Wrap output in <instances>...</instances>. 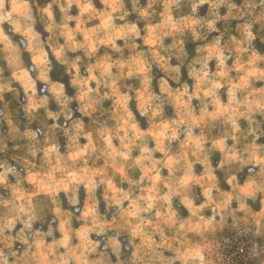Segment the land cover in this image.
Segmentation results:
<instances>
[{"label": "clouds", "instance_id": "1", "mask_svg": "<svg viewBox=\"0 0 264 264\" xmlns=\"http://www.w3.org/2000/svg\"><path fill=\"white\" fill-rule=\"evenodd\" d=\"M179 3L0 0V102L22 89L29 124L0 108V264H224L210 235L264 228V0ZM249 256L264 264V249Z\"/></svg>", "mask_w": 264, "mask_h": 264}, {"label": "rangeland", "instance_id": "2", "mask_svg": "<svg viewBox=\"0 0 264 264\" xmlns=\"http://www.w3.org/2000/svg\"><path fill=\"white\" fill-rule=\"evenodd\" d=\"M44 2H45V0H38V4L41 6L43 5ZM143 2H145V0H142V3ZM239 2H240V0H237V3H239ZM97 7L99 8V7H101V5L97 4ZM129 8H130V5H129ZM188 10L189 9H188L187 0H180L179 5L175 9V13H176V15L179 16V15L186 14L188 12ZM207 11H208V8H207V5H205L204 8L201 10V13H200L201 16L206 15ZM221 11L223 14L224 10H221ZM132 19H136V17L133 16ZM37 21H38L37 30L42 33V38L46 41L49 37V34L44 31L43 25L41 23H39V16H37ZM57 22H59V15H57ZM235 24H236V22L232 23V25H231L232 29L235 28ZM72 26L74 27V24ZM5 27L7 28L8 26H5ZM141 27H143V25H141ZM217 27H219L223 30L224 25L218 24ZM233 34L235 35L234 32H233ZM256 34H257L256 46L261 51V53H264V31H257ZM215 35H217V34L216 33L212 34V36H215ZM212 36H210L209 39H211ZM17 37H20V36H18V35L16 36V42L18 43V45L20 46V48L22 50V53H23L22 59H23L24 63L29 67V65H31L30 54H28L26 51H24L25 45H22L17 40ZM119 43L122 44V42H119ZM167 43H169V44L172 43V40L169 39L167 41ZM186 45H187V51L191 55H195L194 50L196 48V45L192 43L190 38L187 39ZM0 47H2V46H0ZM5 55H6L5 53L0 51V67H2L4 69L3 77L8 78L10 76L11 70L8 69V67H7V62L4 59ZM50 58L52 59V63H53V71L50 73L51 79L53 81H62L65 84L68 93L71 95L73 93V89L70 87V84H69L70 76L66 75L65 67L60 65L54 58H52V57H50ZM172 63H173V65H175L176 61L173 60ZM229 63H231V61ZM211 68L213 71L215 70V63L214 62L212 63ZM35 75L36 74L33 73L34 78H35ZM185 78H186V74H185ZM42 86H43L42 84H38V88L42 87ZM17 87H18V85H17ZM38 94L40 96H43L46 93L39 92ZM26 102H27L26 101V94L23 93L22 89H21L20 94L18 96L10 94V93L5 94L4 101L0 102V108H3L4 111L11 112L13 114L14 119L20 125L22 131L24 130V128L29 126L28 120L25 118V114L22 111V108L26 104ZM73 107H75V105ZM51 109L53 111L58 110L57 105L55 103H52ZM39 119L40 120L43 119V109L40 110ZM48 123L51 124L52 122L49 121ZM59 123L61 125H63V123H64L63 118H61ZM0 126L3 127V129L6 133L8 130L6 122H0ZM37 126H38V122L33 123L31 125L33 130H35V128ZM210 132H211V130H210ZM40 139L42 140L43 137H40ZM61 143H64L63 140H61ZM219 160H220V157H219V155H217L213 160V165L216 166L218 164ZM197 171H198V173L202 172V167L198 165ZM217 175L222 176L221 172H218ZM84 198L85 197L82 193V196H81L82 203L80 205L81 208L83 206ZM37 199L40 200L42 206L47 207V205H48L47 199L41 197L39 192H37ZM63 207L65 210L76 212V209L72 208L67 202L64 203ZM77 215H79V213H77ZM238 215L240 217H243L242 213L238 214ZM109 219H110V217H109ZM48 225H51L53 227V229L57 230L55 238H57V239L60 238V234L58 232L59 220L54 218V216L51 213H48L44 217V228H43L44 231H47ZM40 226H41L40 224H37L35 227L39 228ZM244 227H245V223H244L243 219H240L238 221L237 227H233V222L231 220H229L228 226H226L223 229V231H218V232H216V233H214L208 237V239L210 241L219 243V245H220L219 252L224 258V264H259L260 258H250L249 253H250V251L254 245L258 246L261 249H264V228H262L260 230L259 235H257L255 224L252 223L251 221H249L247 227L250 228L251 231H249L246 235H240V230H242ZM192 238L198 239V237H195V236H192ZM47 242L51 243V238H49ZM17 247H19V244H17ZM218 264H219V262H218Z\"/></svg>", "mask_w": 264, "mask_h": 264}, {"label": "water", "instance_id": "3", "mask_svg": "<svg viewBox=\"0 0 264 264\" xmlns=\"http://www.w3.org/2000/svg\"><path fill=\"white\" fill-rule=\"evenodd\" d=\"M17 40L22 44V45H25L24 44V41L21 37H17ZM32 65H29V67H31Z\"/></svg>", "mask_w": 264, "mask_h": 264}]
</instances>
